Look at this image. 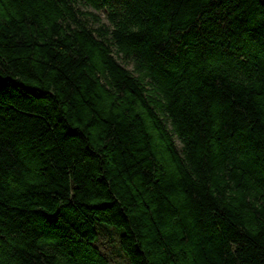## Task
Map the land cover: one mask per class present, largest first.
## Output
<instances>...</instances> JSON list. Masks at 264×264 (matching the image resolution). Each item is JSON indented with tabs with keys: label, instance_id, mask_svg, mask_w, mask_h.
I'll return each instance as SVG.
<instances>
[{
	"label": "trees",
	"instance_id": "obj_1",
	"mask_svg": "<svg viewBox=\"0 0 264 264\" xmlns=\"http://www.w3.org/2000/svg\"><path fill=\"white\" fill-rule=\"evenodd\" d=\"M0 264H264V0H0Z\"/></svg>",
	"mask_w": 264,
	"mask_h": 264
},
{
	"label": "rangeland",
	"instance_id": "obj_2",
	"mask_svg": "<svg viewBox=\"0 0 264 264\" xmlns=\"http://www.w3.org/2000/svg\"><path fill=\"white\" fill-rule=\"evenodd\" d=\"M103 17H104V15H103ZM128 68L132 69V66H131V65H129V66H128Z\"/></svg>",
	"mask_w": 264,
	"mask_h": 264
}]
</instances>
